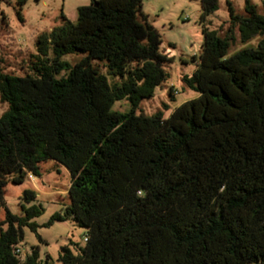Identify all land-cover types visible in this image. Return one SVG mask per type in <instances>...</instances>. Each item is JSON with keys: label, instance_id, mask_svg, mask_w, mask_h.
<instances>
[{"label": "trees", "instance_id": "1", "mask_svg": "<svg viewBox=\"0 0 264 264\" xmlns=\"http://www.w3.org/2000/svg\"><path fill=\"white\" fill-rule=\"evenodd\" d=\"M199 2V61L181 78L198 95L166 118L135 113L171 61L141 0H91L75 22L61 14L36 38L28 74L0 71V206L8 181L40 177L47 160L65 167L69 201L45 226L70 219L85 235L76 254L59 248L61 264H264V39L226 57L235 32L242 43L264 34V0L261 14L245 0L243 15L227 1L223 37L204 25L218 0ZM72 53L84 57L61 60ZM119 100L129 111L111 110ZM20 209L5 208L0 264H47L35 249L15 253L43 212Z\"/></svg>", "mask_w": 264, "mask_h": 264}, {"label": "rangeland", "instance_id": "2", "mask_svg": "<svg viewBox=\"0 0 264 264\" xmlns=\"http://www.w3.org/2000/svg\"><path fill=\"white\" fill-rule=\"evenodd\" d=\"M231 4L237 15L244 14L245 0H218L217 9L206 17L204 25L210 30H216L223 37L228 26L229 14L226 2ZM255 5L258 13H262L261 0H248ZM91 0H26L18 9L15 0L0 2V71L6 74L23 76L30 71L33 55L36 53L35 40L42 33L60 26V15L75 22L77 8L90 4ZM141 11L147 16L161 36L160 52L166 53L170 62L162 65L167 73L166 80L153 91L150 98L142 100L135 113L145 116L161 112L163 117L182 103L197 97V93L186 88L182 76L190 75L199 61L202 44V24L200 23L199 0H141ZM230 44L226 57L247 48H254L263 35H256L242 43L238 33ZM48 55L51 56L49 50ZM84 57L81 53L67 54L61 60L69 65L75 64ZM102 74L105 69L98 64ZM66 71H62V76ZM110 80V78L108 79ZM172 91L173 97L169 96ZM130 106L126 100L112 104L111 110L127 112ZM7 110V104L0 102V116ZM40 177H28L22 184L10 181L5 186L3 194L4 207L0 206V223L5 217V208L12 214L22 215L20 204L25 206L39 204L43 208L40 216L31 221L36 224V232L24 227L23 239L16 245L20 251V259H24L32 250H37L38 258L47 264H61L57 261L59 248L67 245L72 253L84 246L85 229L68 219L53 222L45 226L52 214L61 212L68 203L67 189L69 174L65 167L52 160L40 163ZM35 192V201L26 204L22 201L23 190ZM2 229L6 225L1 226ZM40 239H38V238Z\"/></svg>", "mask_w": 264, "mask_h": 264}, {"label": "built area", "instance_id": "3", "mask_svg": "<svg viewBox=\"0 0 264 264\" xmlns=\"http://www.w3.org/2000/svg\"><path fill=\"white\" fill-rule=\"evenodd\" d=\"M30 177V176H29ZM15 253L19 254L20 251L18 249H15Z\"/></svg>", "mask_w": 264, "mask_h": 264}]
</instances>
